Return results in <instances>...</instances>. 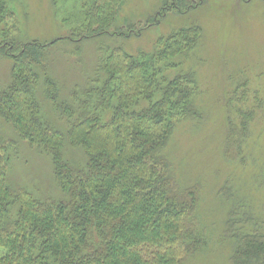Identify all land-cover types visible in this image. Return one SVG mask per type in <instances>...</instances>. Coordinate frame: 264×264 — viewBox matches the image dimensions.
<instances>
[{
  "label": "trees",
  "instance_id": "1",
  "mask_svg": "<svg viewBox=\"0 0 264 264\" xmlns=\"http://www.w3.org/2000/svg\"><path fill=\"white\" fill-rule=\"evenodd\" d=\"M127 2H63L74 41L36 46L11 38L6 22L14 4L0 0V60L14 63L0 87V264H185L205 247L200 188L183 185L166 154L177 126L204 119L195 102L196 76L180 68L203 40L202 28L174 32L149 54L100 41L92 67H78L87 41L133 32L130 23L127 34L121 27ZM187 4L175 0L173 9L188 10ZM63 41L72 45L62 61L82 76L69 82L68 94L50 75V53ZM236 111L240 120L231 123L224 150L229 168L242 161L255 118V108ZM32 157L47 161L57 195L43 197L39 185L17 175L25 166L36 170ZM232 174L220 190L232 263L264 264L261 224L244 198L235 197Z\"/></svg>",
  "mask_w": 264,
  "mask_h": 264
},
{
  "label": "rangeland",
  "instance_id": "2",
  "mask_svg": "<svg viewBox=\"0 0 264 264\" xmlns=\"http://www.w3.org/2000/svg\"><path fill=\"white\" fill-rule=\"evenodd\" d=\"M74 1L12 0L14 7L6 22L11 38L17 39L20 45L36 46H46L64 37L74 41L67 26L70 20L63 22L62 11L63 2L69 7ZM185 1L188 10L182 7L177 10L175 6L173 9L175 0H128L121 14V23H124L121 27L127 34L126 24L133 25L130 38L101 37L87 41L82 57L85 65L78 67H92L100 41H112V47L124 48L132 55L149 54L161 39L174 32L193 25L202 28L203 40L195 52L181 58L180 68L196 76L195 102L204 119L177 126L166 154L182 184L200 188L197 214L206 244L200 254L188 258L185 264H233V242L225 238L228 208L220 191L229 173H233L235 197L244 198L251 206L264 234V0ZM151 19L158 24L152 26ZM70 45V42H60L50 53L54 55L50 75L63 83L67 94L69 82L74 77H82L73 65L62 61ZM65 58H69L68 55ZM12 64V61L0 60V87L11 77ZM43 103L45 112L52 118L51 105ZM238 107L255 108V118L242 152L243 162L238 160L240 166L229 168L224 150L228 131L233 127L231 123L237 124L240 120ZM75 152L70 151L75 155L73 160L81 161ZM31 162L35 171L30 170L29 165L19 168L17 175L22 173L27 178L23 182L39 185L43 197L49 193L57 195L47 161L40 159V163H36L32 157Z\"/></svg>",
  "mask_w": 264,
  "mask_h": 264
}]
</instances>
